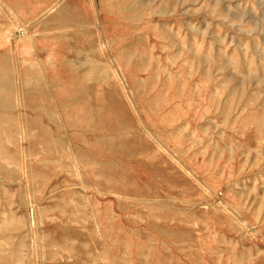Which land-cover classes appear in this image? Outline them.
I'll list each match as a JSON object with an SVG mask.
<instances>
[{
	"label": "rangeland",
	"instance_id": "obj_1",
	"mask_svg": "<svg viewBox=\"0 0 264 264\" xmlns=\"http://www.w3.org/2000/svg\"><path fill=\"white\" fill-rule=\"evenodd\" d=\"M0 264H264V0H0Z\"/></svg>",
	"mask_w": 264,
	"mask_h": 264
},
{
	"label": "bare ground",
	"instance_id": "obj_2",
	"mask_svg": "<svg viewBox=\"0 0 264 264\" xmlns=\"http://www.w3.org/2000/svg\"><path fill=\"white\" fill-rule=\"evenodd\" d=\"M29 35H27V37H28Z\"/></svg>",
	"mask_w": 264,
	"mask_h": 264
}]
</instances>
